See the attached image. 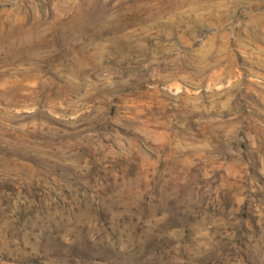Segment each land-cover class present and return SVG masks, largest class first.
I'll use <instances>...</instances> for the list:
<instances>
[{"label": "rangeland", "instance_id": "obj_1", "mask_svg": "<svg viewBox=\"0 0 264 264\" xmlns=\"http://www.w3.org/2000/svg\"><path fill=\"white\" fill-rule=\"evenodd\" d=\"M0 264H264V0H0Z\"/></svg>", "mask_w": 264, "mask_h": 264}, {"label": "bare ground", "instance_id": "obj_2", "mask_svg": "<svg viewBox=\"0 0 264 264\" xmlns=\"http://www.w3.org/2000/svg\"><path fill=\"white\" fill-rule=\"evenodd\" d=\"M207 1V0H206ZM209 1V0H208ZM211 1V0H210ZM189 2V1H188ZM184 3H186V2H184ZM187 4H189V3H187ZM183 5V4H182Z\"/></svg>", "mask_w": 264, "mask_h": 264}]
</instances>
